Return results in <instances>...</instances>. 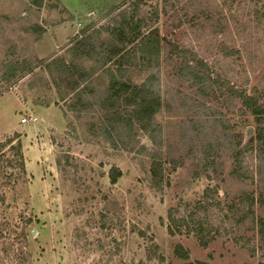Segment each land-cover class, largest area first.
Segmentation results:
<instances>
[{"label": "rangeland", "instance_id": "374dc122", "mask_svg": "<svg viewBox=\"0 0 264 264\" xmlns=\"http://www.w3.org/2000/svg\"><path fill=\"white\" fill-rule=\"evenodd\" d=\"M135 1L43 0L36 7L31 0H0L2 72L8 59L33 64L64 59L89 74L86 80H79L83 96L79 106L77 94L67 90L64 76L54 67L38 69L13 85L0 83V145H4L0 147V226L8 239L0 245V255L7 244L19 246V233L28 225L26 245L33 264H184L174 254L177 245L190 253L191 262L264 264L259 222L252 223L250 217L236 227L248 214V207L232 212L235 215L230 218L222 210L238 204L242 192L257 201L261 198L262 159L256 152L249 153L246 165L255 178L238 182L230 176L232 150L218 141L217 146L223 144L218 148L220 158L215 168H209L218 172H204L201 139H221L224 130L209 123L201 139L190 133L193 103L181 100V91L189 90L175 76L174 65H169L167 49L160 76L164 100L170 107L155 122L163 128L164 150L168 149L178 166L166 168L164 190L155 188L150 153L141 150L143 144L152 150L147 136L137 132L125 151L114 148L94 129L107 123L100 105L111 79L108 69L116 70L121 59L106 52L113 42L108 31L119 12L130 15L136 10L142 17L146 15L152 19L150 27L159 29L168 41L195 50L219 75L249 95H264V16L256 14L264 15V0H143L139 5ZM35 26L44 31L31 32ZM93 32L97 35L92 46L105 54L89 58L81 51H70ZM131 61H122L125 79L140 83L147 74L136 66L137 60ZM237 105L229 117L246 145L255 136L256 125ZM32 116L37 122L22 123ZM249 129L253 130L251 136H247ZM19 161L25 162V172ZM113 169L122 172L116 185L110 182ZM216 187L219 194L212 198L221 205L208 219L218 226L219 238L205 248L186 230L171 236L170 210L176 217L193 213L206 189ZM252 210L257 220H264L263 204H255ZM11 232L15 234L9 238Z\"/></svg>", "mask_w": 264, "mask_h": 264}, {"label": "trees", "instance_id": "16d2710c", "mask_svg": "<svg viewBox=\"0 0 264 264\" xmlns=\"http://www.w3.org/2000/svg\"><path fill=\"white\" fill-rule=\"evenodd\" d=\"M31 1L36 7H41L43 3V0ZM142 1L136 0L135 2L139 5ZM263 7L261 10H263ZM256 14L259 18L264 16L261 12ZM155 17L157 18V15ZM114 20V27L108 31L111 38H113V42L107 47L106 52L112 57H121V59L117 64L116 70L108 69L111 79L106 92V99L100 105L102 108L104 107V114L106 111L104 121L107 123H101L99 124L100 126H95L94 129L98 130L108 142L112 143L113 145H111L114 148L125 151L129 150L130 143L137 132L147 136L149 143L152 145V150H149V146L145 144L141 146V150L143 149L145 153H150L149 157L152 159L150 176L153 177L155 188L160 191L164 190V183L167 178L165 174L166 168L172 166V164L176 167L178 166L170 158L171 155H169L168 149L164 150L162 146L164 142L162 140L163 128L161 124L155 122L156 117L164 112L165 107H170L164 100L160 76L161 62L166 53L165 49H167V59L171 62L169 65H174L175 76L180 81L182 80V87L186 85L185 88L189 90V92L181 91V93L183 92L181 100L184 104L190 105V102L193 103V105H190L191 108L189 110L194 112H190L191 117L188 120L192 130L190 133L201 139V134H204L203 130L209 126V123L224 130L221 139L215 137L214 141H211L206 136L201 139L204 144L202 156L205 157L206 163L203 166L204 172L208 173L210 170L215 173L218 172L216 169L209 168H215L216 160L220 158L218 148L223 144L224 147L232 150L233 163L230 176L238 182L245 183L255 178L253 172L249 171L246 165L249 153L253 154V152H256L259 158L262 159L263 165H260L261 179L259 181L261 198L257 201L250 196L251 194L242 192L238 204L232 205L229 208L230 210L225 208H222V210L227 211L225 214L227 218H230L235 215L232 212L243 211L248 207V214L236 222V227H240L244 222L250 221V217H252V223L259 222L261 243L264 245V220L260 218L257 220L252 210L257 203H261L264 206V95H261L260 92L249 95L246 89L237 87L235 83L219 75L216 69L195 50L168 41L161 35L159 29L150 27L152 19L146 15L142 17L136 10H133L130 15L127 12H119V15ZM195 20L198 22L201 19L197 17ZM43 31L44 29L38 26L31 28V32L36 34ZM95 35H97L96 32L89 33L85 38L78 40L70 51H76V53L81 51L83 54L88 55L89 58H92L93 54L98 53L100 56L105 54L102 53L100 47L92 46ZM127 46L129 49L124 52L123 47ZM122 53L123 55H121ZM124 60H137L136 66L146 72V78L140 83L135 82L131 78L125 79L127 70H124V63L122 62ZM45 67L50 69L54 67L61 76H64L63 81L67 84V90L77 94L79 106L83 100L82 93H80L81 83L79 80H86L89 74L88 71L83 70L79 65L74 62L68 63L64 59H55L51 64L42 61L33 64L28 61L8 59L4 63V72L0 70V83L13 85L15 81L22 80L38 69ZM129 69L133 70L132 65ZM117 70L118 72L116 73ZM1 73L4 74L1 75ZM200 99H204V103L202 102L199 105ZM214 104L218 105L215 106ZM237 104L240 105V110H246L245 115L249 114L256 125L255 136L246 145H243V135L240 132H236L234 126L232 128L233 124L229 117L232 110L238 106ZM74 108L77 111V106ZM227 108L229 110L223 112V109L227 110ZM186 127L185 123L181 125L184 137L187 135ZM227 130H230V132L227 133ZM231 131H234V133L231 134ZM218 141H222L223 144L219 143L217 146ZM10 144L11 142L7 145ZM2 146L4 145H0V147ZM17 149H21L20 146ZM19 163L20 169L25 172V162L19 161ZM200 164L202 163L199 162ZM12 165V163L9 164L11 167ZM199 165L197 166L198 169L201 168ZM194 174L199 177L198 172ZM121 176L122 172L119 169H113L110 174L111 184L116 185ZM216 194H219L218 187L207 188L203 198L197 202L198 205L194 208L195 212L189 213L184 217L181 213H178L180 217H176V212L171 209L169 212V220L171 222L168 226V233L171 236H176L178 233H182V230H186L188 235L195 236L205 248L215 242L221 233L217 232L218 226L214 225L208 218L210 213L221 205L217 199L212 198ZM242 207L244 208L242 209ZM26 226L19 233L17 239L20 247L16 244H7L2 249L0 264H33V254L27 251L28 235L26 230L28 225ZM11 227L10 225V229ZM1 229L0 226V245L4 246L3 241L6 242L8 239ZM225 230L227 231L228 228L225 227ZM14 232L9 233L8 237L12 238L15 234ZM256 250L258 251V248L254 249V255ZM174 254L176 258L184 261V264H209L199 261L191 262L190 253L181 245L175 247ZM151 259L152 257H149V260Z\"/></svg>", "mask_w": 264, "mask_h": 264}, {"label": "built area", "instance_id": "2783aa9c", "mask_svg": "<svg viewBox=\"0 0 264 264\" xmlns=\"http://www.w3.org/2000/svg\"><path fill=\"white\" fill-rule=\"evenodd\" d=\"M37 118L36 117H34V116H32V117H29V118H25V119H23L22 120V123L23 124H26V123H30V122H33V123H35V122H37Z\"/></svg>", "mask_w": 264, "mask_h": 264}, {"label": "water", "instance_id": "95a60500", "mask_svg": "<svg viewBox=\"0 0 264 264\" xmlns=\"http://www.w3.org/2000/svg\"><path fill=\"white\" fill-rule=\"evenodd\" d=\"M251 135H253V130H252V129H249V130L247 131V136H251Z\"/></svg>", "mask_w": 264, "mask_h": 264}]
</instances>
